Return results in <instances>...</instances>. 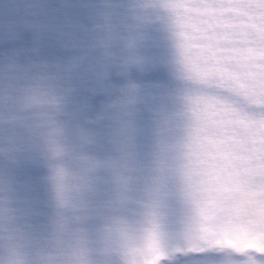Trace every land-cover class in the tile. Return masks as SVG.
Masks as SVG:
<instances>
[{"label":"clouds","instance_id":"1","mask_svg":"<svg viewBox=\"0 0 264 264\" xmlns=\"http://www.w3.org/2000/svg\"><path fill=\"white\" fill-rule=\"evenodd\" d=\"M97 4L105 64L142 69L153 34L163 41L171 107L156 110L149 163L139 165L130 118L140 89L126 84L106 106L115 154L101 158L94 134L67 118L58 71L0 62V264H174L180 246L197 243L218 246L222 264H264V3L229 0L211 16L197 11L202 0ZM21 157L45 171L43 233L6 171ZM101 183L110 193L94 203ZM173 204L187 223L169 238Z\"/></svg>","mask_w":264,"mask_h":264},{"label":"rangeland","instance_id":"2","mask_svg":"<svg viewBox=\"0 0 264 264\" xmlns=\"http://www.w3.org/2000/svg\"><path fill=\"white\" fill-rule=\"evenodd\" d=\"M97 11V0H0V62L25 67L44 63L49 70L58 71L61 84L70 89L67 118L94 134L96 143L91 150L101 158L115 154L111 141L116 125L107 104L129 82L139 85L140 99L130 119L136 161L147 165L154 114L161 107H171L168 96L177 86L166 65V49L160 37L153 34L144 49L149 61L142 69L133 67L125 72L116 65L105 64L94 47ZM5 167L19 207L33 229L43 233L51 212L43 167L28 157ZM101 176L106 179L104 173ZM109 193L110 185L101 183L93 202H102ZM97 223L93 218L88 226L95 228ZM186 223L184 210L173 204L163 225L166 236H179ZM212 255L217 264H222L221 252ZM174 264H190V260L176 256Z\"/></svg>","mask_w":264,"mask_h":264},{"label":"snow or ice","instance_id":"3","mask_svg":"<svg viewBox=\"0 0 264 264\" xmlns=\"http://www.w3.org/2000/svg\"><path fill=\"white\" fill-rule=\"evenodd\" d=\"M203 3L209 5L204 9H197V11L203 12L209 16L213 15L218 11L215 7L216 4H226L229 0H202ZM260 3H264V0H259ZM193 71L196 70V64L193 61L191 64ZM214 252H219L218 246H214L211 243L207 244H192L180 246L175 251V256H185L190 260V264H217L216 258L212 255Z\"/></svg>","mask_w":264,"mask_h":264}]
</instances>
